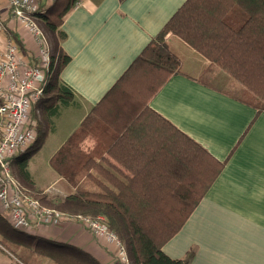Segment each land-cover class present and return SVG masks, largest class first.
I'll return each instance as SVG.
<instances>
[{
  "label": "crops",
  "instance_id": "crops-1",
  "mask_svg": "<svg viewBox=\"0 0 264 264\" xmlns=\"http://www.w3.org/2000/svg\"><path fill=\"white\" fill-rule=\"evenodd\" d=\"M36 1L46 9L54 0ZM185 1L78 0L65 13L59 26L63 33L59 46L68 61L61 67L57 82L72 92L74 101L51 117V122L41 115V100L31 110L37 125L41 124L39 118L42 121L41 129H36L40 138L27 166L34 189L54 201L77 189L97 191L93 177H100L98 170L90 169L74 186L68 181L78 174L74 161L82 154L113 174L132 175L120 162L129 164L130 153L119 145L132 142L133 137L122 135L124 118L116 116L128 107L122 105V112L116 115L109 111L113 114H106L104 121L96 115L97 104ZM5 8L0 9L3 38L15 32L24 48L20 52L35 65L38 51L32 36L22 25L6 19ZM167 46L180 61L179 72L166 80L146 106L200 145L222 164V170L180 230L162 246V252L180 259L192 249L190 264H264V109L256 113L241 100L242 91H236L243 87L232 85L234 79L178 38L169 36ZM106 106L105 110L111 109ZM146 142L153 140L141 136L136 141ZM70 146L72 156L65 153ZM40 154L43 158L34 159ZM20 157L13 159L14 165ZM28 191L33 197L39 194ZM60 223L32 224L29 232L19 231L25 235L21 238L7 230L11 225L0 213V230L9 237L0 233V240L29 241L33 246L38 241L41 251L47 242L67 245L78 250L68 251L75 258L83 255L98 264H119L114 245L98 242L77 221ZM2 254L10 263L3 262ZM12 262L0 249V264ZM51 262L46 257L41 260V264Z\"/></svg>",
  "mask_w": 264,
  "mask_h": 264
},
{
  "label": "trees",
  "instance_id": "trees-1",
  "mask_svg": "<svg viewBox=\"0 0 264 264\" xmlns=\"http://www.w3.org/2000/svg\"><path fill=\"white\" fill-rule=\"evenodd\" d=\"M77 1L54 0L45 10L39 6L34 14L37 26L50 41V63L40 101L41 115L49 122L74 101L72 92L59 84L57 77L68 61L59 46L63 38L59 26ZM169 36L178 38L237 81L244 89L241 100L256 113L264 109V0H186L97 104L96 115L104 121L106 114L116 115L122 112V105L128 107L116 116L124 118L122 135L133 137L132 142L119 145L130 153L129 164L120 162L132 175L113 174L92 157H80L77 151L80 158L74 162L79 170L75 177H68L69 183L76 185L94 169L100 171V177H93L98 190L77 189L54 201L34 189L27 170L36 140L28 152L19 154L14 165L23 192H39L34 196L42 206L67 217H103L124 246L128 264H190L192 249L180 259H171L163 254L162 246L180 230L222 170V164L200 145L146 106L166 80L179 72L180 61L167 46ZM8 38L24 50L15 32H9ZM106 104L111 109L105 110ZM141 136L153 142L136 143ZM66 152L72 156V146ZM0 233L9 238L3 230ZM45 244L41 251L38 241L33 246L29 241L19 244L2 239L0 249L14 259L11 264H41L44 257L51 264H98L87 256L75 258L68 251L78 250L67 245Z\"/></svg>",
  "mask_w": 264,
  "mask_h": 264
},
{
  "label": "built area",
  "instance_id": "built-area-1",
  "mask_svg": "<svg viewBox=\"0 0 264 264\" xmlns=\"http://www.w3.org/2000/svg\"><path fill=\"white\" fill-rule=\"evenodd\" d=\"M3 5L6 19L22 25L32 36L38 62L31 65L11 38H3L5 26L0 20V213L14 229L26 233L32 224L57 226L62 220L78 219V223L90 227L99 240L105 239L114 245L119 264H128L124 246L107 228L103 217H67L53 208L42 206L33 196L22 193L10 173L11 159L28 152L36 140L37 122L31 117V110L44 95L50 56L47 41L34 18L38 2L3 0L0 9Z\"/></svg>",
  "mask_w": 264,
  "mask_h": 264
},
{
  "label": "rangeland",
  "instance_id": "rangeland-1",
  "mask_svg": "<svg viewBox=\"0 0 264 264\" xmlns=\"http://www.w3.org/2000/svg\"><path fill=\"white\" fill-rule=\"evenodd\" d=\"M50 2H52V0H50ZM38 11H39V7H38ZM41 29V28H40ZM47 40V39H46ZM49 40H47V42H48ZM50 43V41L48 42V44ZM50 46V45H49ZM232 81V85H234V86H236V87H242L237 81L235 82V81H233V80H231ZM231 90V89H230ZM239 90H241V91H243L244 89H236V91H239ZM233 91V90H232ZM49 95H46V97H48ZM37 110H39V108H37ZM35 111V110H34ZM33 111V113L35 114V116L34 117H36V118H38V114L36 113V112H34ZM32 113V114H33ZM39 115H40V112H39ZM37 120V119H36ZM39 121L41 122V124L39 123V125H37V127H36V129H38V130H40L41 129V125H42V121H41V119L39 118ZM37 123H38V120H37ZM44 125V124H43ZM43 132V131H42ZM39 134V133H38ZM43 135V133H41V136ZM39 138H40V134L37 136V131H36V144H37V141H39ZM36 144H35V146H36ZM30 153H32V151L30 152ZM29 153V154H30ZM37 157H40V158H43L42 157V155L40 154L39 156H35L34 157V159L35 158H37ZM29 162H33L34 163V161H32V160H30ZM39 163H41L42 164V162H39ZM41 167V166H40ZM10 173H11V175L13 176V177H15L14 179H15V183L16 184H18V186H20L21 187V189L23 190V186L21 185V183H20V181L17 179V177H16V174H15V166H14V164L13 163H11L10 164ZM20 192H22V191H20ZM22 193H24V192H22ZM30 192H28V193H25V194H27V196H32L31 194H29ZM29 194V195H28ZM34 199H36L35 197H34ZM78 216H81V215H78ZM90 218V217H89ZM92 219V218H91ZM77 222H79L78 221V219H77ZM61 223L59 222V225H60ZM81 225H82V227H84L86 230H88L91 234H93L94 235V237L98 240V242L99 241H106L105 239H103V240H99L96 236H95V234H94V232L93 231H91L89 228L90 227H88V226H84L82 223H80ZM7 224H5V226H6ZM59 225H57V226H59ZM7 230L10 232V233H12L13 235H15V236H20L21 238L22 237H25V235L23 234H20V232L18 231V230H16V229H14L12 226H8L7 225ZM118 241V240H117ZM114 251V250H113ZM115 252V251H114ZM2 256H3V262H9L10 263V261L2 254ZM12 261L14 262V259L12 258ZM15 263H16V261H15Z\"/></svg>",
  "mask_w": 264,
  "mask_h": 264
}]
</instances>
